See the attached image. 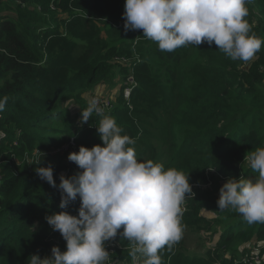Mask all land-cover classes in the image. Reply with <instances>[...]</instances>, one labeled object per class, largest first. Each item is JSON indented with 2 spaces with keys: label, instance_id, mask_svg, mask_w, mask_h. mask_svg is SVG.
<instances>
[{
  "label": "trees",
  "instance_id": "obj_1",
  "mask_svg": "<svg viewBox=\"0 0 264 264\" xmlns=\"http://www.w3.org/2000/svg\"><path fill=\"white\" fill-rule=\"evenodd\" d=\"M124 4L0 0V97H8L0 112V264H28L31 255L50 256L54 246L66 251V241L45 217L78 215L80 199L61 209V192L35 170L51 166L54 180L72 173L70 153L103 146L97 132L103 116L115 118L121 135L135 140L129 147L139 161L183 172L192 188L210 183L208 168L228 180L258 176L244 158L264 148V44L249 62L233 61L206 42L162 52L142 30L125 32ZM247 8L250 34L264 39V0H251ZM131 73L137 84L131 109L118 93L103 116L93 113L81 124V115H68L67 100L86 110L85 96L113 88ZM71 138L78 147L64 149ZM194 196L181 218L182 239L175 251L161 250L162 264H232L220 254L251 243L264 254V223L248 224L235 210H220L219 197L208 191L195 189ZM201 209L215 218H202ZM122 231L114 239L125 250H116L111 260L131 264L133 244ZM201 232H209L205 238L218 234V241L206 248ZM187 233L203 245V257L188 252Z\"/></svg>",
  "mask_w": 264,
  "mask_h": 264
},
{
  "label": "clouds",
  "instance_id": "obj_2",
  "mask_svg": "<svg viewBox=\"0 0 264 264\" xmlns=\"http://www.w3.org/2000/svg\"><path fill=\"white\" fill-rule=\"evenodd\" d=\"M251 0H125V32L142 30L162 52L213 43L231 60L249 62L260 51L264 39L251 33L245 19ZM8 97H0V112ZM71 101L65 106L69 108ZM71 107V106H70ZM93 112L103 116L95 99L82 110L80 123ZM103 146H81L67 159L82 171L60 176L57 186L53 169L39 167L37 176L61 192L59 207L66 209L79 197L78 215L67 211L45 217L53 231L66 241V251L52 247L51 256L31 255L28 264H105L109 259L105 242L120 235L132 242L130 255L140 254L139 264H162L160 252L171 251L183 236L181 218L186 194L192 196L188 175L165 169L151 160L139 161L135 140L121 135L115 118L103 116L97 127ZM258 176L255 180L229 179L219 189L220 210H235L248 223H264V148L251 151L244 162ZM243 162V163H244Z\"/></svg>",
  "mask_w": 264,
  "mask_h": 264
},
{
  "label": "built area",
  "instance_id": "obj_3",
  "mask_svg": "<svg viewBox=\"0 0 264 264\" xmlns=\"http://www.w3.org/2000/svg\"><path fill=\"white\" fill-rule=\"evenodd\" d=\"M136 86L137 84L134 81L131 73V75H129L125 79V81L119 84L118 89H116V87L110 89L104 87V89L107 90L108 92H106L103 95H94L90 98V100L95 99L98 102V105L101 108H103V114H104L114 108V104H115L114 99H116L118 93H120L122 94V97L126 105L131 109L130 97L133 89ZM94 114L96 113L94 112ZM0 119H1V114H0ZM77 125L80 127L79 123H77ZM4 138H5V134L2 133V131H0V140ZM67 147H69L72 150L75 149V142L73 138H71L68 141V144L64 147V149H66ZM57 152H60V150H58ZM76 167L78 166L76 165ZM0 182H1V176H0ZM118 245L119 243L114 238H112L111 240L105 243L106 250L110 254L108 261H106L107 264H115V262L111 260V256L115 253ZM212 245H213L212 243L209 242L207 243V247H210ZM236 252H237L236 256L230 255L227 252H223L221 253V259H223L224 261L231 262L232 264H261L264 261V254L262 253V250L260 249L259 246L255 245L254 243H251L247 246H240L236 249ZM132 264H139L138 256L136 260L133 259ZM214 264H221V262L216 261Z\"/></svg>",
  "mask_w": 264,
  "mask_h": 264
},
{
  "label": "rangeland",
  "instance_id": "obj_4",
  "mask_svg": "<svg viewBox=\"0 0 264 264\" xmlns=\"http://www.w3.org/2000/svg\"><path fill=\"white\" fill-rule=\"evenodd\" d=\"M100 14H103L104 13V10H102V9H100ZM77 12H79V11H77ZM95 15V14H94ZM63 17H65V16H63ZM102 22V21H101ZM101 22H97V23H101ZM119 83H121V82H117L116 83V85L117 84H119ZM101 87H98L96 90H99ZM107 88V87H106ZM97 95V94H96ZM92 96H94V95H92ZM92 96H85V100H86V106L88 107L89 106V101H90V98L92 97ZM117 101V98L116 99H114V102H116ZM71 106V107H70ZM66 111L68 112V115H70L71 116V118H74L76 115H81V110H80V108L78 107V106H76L74 103L73 104H70L69 105V108H67L66 107ZM94 113V112H93ZM77 121H80V118H78L77 120H76V122ZM77 125V124H76ZM76 147H78V145H76V143H75V148ZM140 150V148H138V151ZM57 152V151H56ZM68 164H69V160H68ZM73 167H74V165H73ZM78 167H76V164H75V167L72 169V170H70V171H73L72 173H67V174H59L58 176H57V179H55V181H57V183L59 182L60 183V176H64L65 178H70V177H72V176H75L77 173H79V171H78ZM208 172H209V175L210 176H212V179H211V181H210V183H208V184H205V185H202V186H200L199 188H195V187H193L192 188V193L195 191V189H200L201 191H208L210 194H215L216 196H218L219 197V189L223 186V184L224 183H226L227 182V180H228V178L227 177H223V176H220L219 174H217V173H215V171L214 170H212L211 168L209 169L208 168V170H207ZM59 183H58V185H59ZM195 198V196L194 197H189V198H187L186 200H185V202H184V204H183V206H184V210H183V213L184 212H186L187 211V209H188V204L193 200ZM205 211L206 212H208V210H206V209H201L200 210V212H199V215L202 213V214H204V215H206L205 214ZM211 215H212V218L214 217L213 215L214 214H212V213H210ZM215 218V217H214ZM205 219V218H204ZM232 230L233 231H235L236 230V225H235V223H234V226H233V228H232ZM200 235H202V237L204 238V245H205V247L207 248V243L209 242V243H211V239L210 238H205V237H207V235H209V232H206V233H204V232H201L200 233ZM214 237H217V236H214ZM175 246V245H174ZM123 247V246H122ZM122 247L120 246V245H118V247L116 248V250L117 251H119V252H123L125 249H122ZM186 247H187V249H188V252L191 254V255H196V256H199V257H203V250H204V247H203V245H202V247H199L198 246V244H197V241H196V237H195V235H193V234H191V233H187V235H186ZM131 250L133 249V248H130ZM175 249H176V246L175 247H173V251H175ZM51 256V255H50ZM132 264V263H131Z\"/></svg>",
  "mask_w": 264,
  "mask_h": 264
},
{
  "label": "crops",
  "instance_id": "obj_5",
  "mask_svg": "<svg viewBox=\"0 0 264 264\" xmlns=\"http://www.w3.org/2000/svg\"><path fill=\"white\" fill-rule=\"evenodd\" d=\"M104 87H106V86H104ZM104 87H101L99 90H95V92H94V94L93 95H103V94H105L106 92H108L107 90H105L104 89ZM114 87H116V89H118L119 88V84H117V85H115ZM97 89V88H96ZM69 164L70 165H74V167H75V163L73 162V163H71L70 161H69ZM239 170H242V167L240 166L239 168H238ZM218 197V196H217ZM210 213H212V212H210V211H208V212H206L205 211V214L206 215H204V214H200V216L202 217V218H205L206 220H211V219H213L214 217H215V214L214 213H212V214H214L213 216V218H212V215L210 214ZM214 236H217V237H214ZM213 237H211L210 239L212 240L211 241V243L214 245L217 241H218V234H216V235H214ZM227 253H229L230 255H234V256H236L237 255V252H236V249H232V250H229V251H226ZM220 258H221V254H220ZM228 262V261H227Z\"/></svg>",
  "mask_w": 264,
  "mask_h": 264
}]
</instances>
